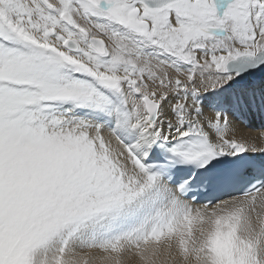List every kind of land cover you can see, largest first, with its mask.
I'll list each match as a JSON object with an SVG mask.
<instances>
[{
    "label": "snow or ice",
    "instance_id": "snow-or-ice-1",
    "mask_svg": "<svg viewBox=\"0 0 264 264\" xmlns=\"http://www.w3.org/2000/svg\"><path fill=\"white\" fill-rule=\"evenodd\" d=\"M132 258L264 264V0H0V264Z\"/></svg>",
    "mask_w": 264,
    "mask_h": 264
},
{
    "label": "bare ground",
    "instance_id": "bare-ground-1",
    "mask_svg": "<svg viewBox=\"0 0 264 264\" xmlns=\"http://www.w3.org/2000/svg\"><path fill=\"white\" fill-rule=\"evenodd\" d=\"M256 123L259 124L260 122L257 120ZM128 264H137V261L134 258H132L128 260Z\"/></svg>",
    "mask_w": 264,
    "mask_h": 264
},
{
    "label": "rangeland",
    "instance_id": "rangeland-1",
    "mask_svg": "<svg viewBox=\"0 0 264 264\" xmlns=\"http://www.w3.org/2000/svg\"><path fill=\"white\" fill-rule=\"evenodd\" d=\"M253 135H257L258 136V133H254Z\"/></svg>",
    "mask_w": 264,
    "mask_h": 264
}]
</instances>
